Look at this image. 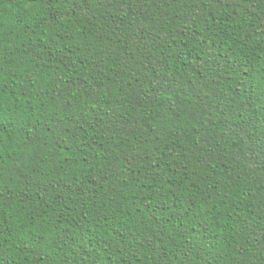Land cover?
Returning a JSON list of instances; mask_svg holds the SVG:
<instances>
[{
  "label": "trees",
  "instance_id": "1",
  "mask_svg": "<svg viewBox=\"0 0 264 264\" xmlns=\"http://www.w3.org/2000/svg\"><path fill=\"white\" fill-rule=\"evenodd\" d=\"M0 264H264V0H0Z\"/></svg>",
  "mask_w": 264,
  "mask_h": 264
}]
</instances>
